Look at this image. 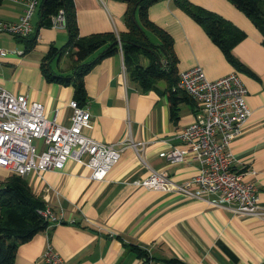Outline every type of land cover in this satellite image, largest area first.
Here are the masks:
<instances>
[{
	"label": "crops",
	"instance_id": "obj_1",
	"mask_svg": "<svg viewBox=\"0 0 264 264\" xmlns=\"http://www.w3.org/2000/svg\"><path fill=\"white\" fill-rule=\"evenodd\" d=\"M79 35L95 32L126 31L127 5L120 0H73ZM223 16L245 32L232 52L246 67L236 70L201 25L177 6L174 0H155L148 17L173 38L178 58L177 71L199 65L204 75L214 80L232 71L239 74L247 92L251 111L247 121L229 147L235 168H250L247 174L258 188V206L264 207V45L262 35L245 14L228 0H191ZM24 5L12 0L0 3V22L19 21ZM34 46L15 34L0 30V47L8 52L0 58V86L29 100L40 101L47 117L56 116L68 124V101L73 87L47 81L40 61L50 46L61 47L67 41L63 24L39 26L37 9L31 19ZM59 74L71 71L70 58L63 54L50 62ZM85 105L91 127L83 132L105 143H118L129 132L143 142L146 165L125 149L117 163L102 180L90 178L88 167L68 159L60 170L25 176L32 191L53 208L64 210L66 220L75 219L95 228L62 223L48 226L28 241L19 244L15 264H44L41 254L47 240L68 264H168L177 257L187 264H264V220L237 214L225 207L175 192L137 187L133 181L151 169H165L171 180L181 183L193 175L199 163L186 156L185 161L170 164L158 156L169 145H180L173 133L189 124L198 107L189 97L178 103L177 118H171L166 92L139 91L127 80L121 52L96 62L84 76ZM163 84L159 85L162 90ZM177 97H182L177 94ZM56 112V113H55ZM214 194L205 198L214 201ZM117 235V236H116ZM145 249L149 261L131 248Z\"/></svg>",
	"mask_w": 264,
	"mask_h": 264
},
{
	"label": "built area",
	"instance_id": "obj_2",
	"mask_svg": "<svg viewBox=\"0 0 264 264\" xmlns=\"http://www.w3.org/2000/svg\"><path fill=\"white\" fill-rule=\"evenodd\" d=\"M24 5L19 21L0 22V30L25 36L31 30V16L38 0H12ZM64 23L60 9L51 17V26ZM8 51L0 47V58ZM176 88L188 94L198 104L192 121L173 133L180 145H169L158 151L170 164L185 161L192 156L199 168L188 180L176 183L165 169H151L133 181L137 187L175 192L217 205H226L230 211L264 220V207L258 206L257 185L246 179L255 171L235 168L230 150L231 141L239 135L251 111L246 103V88L236 71L217 79H208L199 65L178 72ZM71 110L69 123L62 124L56 116L47 117L40 101L14 93L0 86V167L25 177L35 171L42 173L60 170L68 159L86 166L90 178L102 180L117 163L125 149L134 152L139 164L146 165L143 142H136L127 134L118 143L98 141L83 132L91 127L90 113L75 99L68 101ZM56 113V112H55ZM214 194L215 200L205 198ZM53 208L48 202L38 212L49 226L73 223L66 220L61 206ZM44 264H68L47 240L41 254Z\"/></svg>",
	"mask_w": 264,
	"mask_h": 264
},
{
	"label": "trees",
	"instance_id": "obj_3",
	"mask_svg": "<svg viewBox=\"0 0 264 264\" xmlns=\"http://www.w3.org/2000/svg\"><path fill=\"white\" fill-rule=\"evenodd\" d=\"M120 1L127 5L123 17L126 31L117 34L107 31L79 35L73 0H38L39 26H51V17L61 9L64 15L63 25L67 31V41L61 47L50 46L42 57L40 71L47 81L71 85L73 99L80 106H84L85 74L100 59L121 52L127 80L142 92L151 89L166 92L171 118L175 120L179 101L190 97L176 88L178 58L173 48V38L168 31L148 17V7L155 0ZM174 1L181 10L201 25L236 70H246L247 67L232 52L233 46L245 37L242 29L218 13L193 4L191 0ZM228 1L242 11L259 30L264 45V0ZM15 36L24 42L25 51L35 44L34 37ZM63 54L70 58L71 71L59 74L51 69L50 62ZM160 84H163L162 90L159 89ZM177 94L182 97H177ZM44 204L45 201L32 191L25 177L9 173L0 182V264H15L19 244L45 231L49 226L48 221L38 212ZM71 224L95 231L93 226L81 221ZM131 248L146 262L151 258L145 249L136 245ZM167 262L187 264L174 256L168 258Z\"/></svg>",
	"mask_w": 264,
	"mask_h": 264
},
{
	"label": "rangeland",
	"instance_id": "obj_4",
	"mask_svg": "<svg viewBox=\"0 0 264 264\" xmlns=\"http://www.w3.org/2000/svg\"><path fill=\"white\" fill-rule=\"evenodd\" d=\"M8 174H9L8 171H6L0 167V182H2L4 180V178L6 177V175H8Z\"/></svg>",
	"mask_w": 264,
	"mask_h": 264
}]
</instances>
